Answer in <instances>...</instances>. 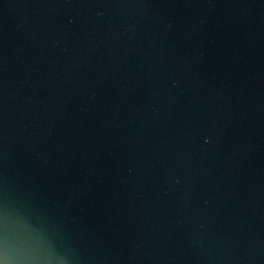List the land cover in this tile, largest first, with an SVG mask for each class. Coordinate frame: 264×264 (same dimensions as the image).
I'll return each mask as SVG.
<instances>
[{"label":"water","instance_id":"obj_1","mask_svg":"<svg viewBox=\"0 0 264 264\" xmlns=\"http://www.w3.org/2000/svg\"><path fill=\"white\" fill-rule=\"evenodd\" d=\"M0 245L264 264V0H0Z\"/></svg>","mask_w":264,"mask_h":264},{"label":"clouds","instance_id":"obj_2","mask_svg":"<svg viewBox=\"0 0 264 264\" xmlns=\"http://www.w3.org/2000/svg\"><path fill=\"white\" fill-rule=\"evenodd\" d=\"M0 264H35V262L20 255H11L6 246L0 245Z\"/></svg>","mask_w":264,"mask_h":264}]
</instances>
